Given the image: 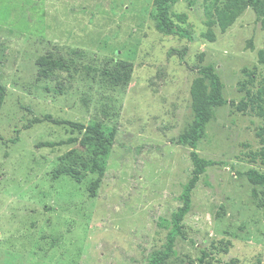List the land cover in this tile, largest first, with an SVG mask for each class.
Listing matches in <instances>:
<instances>
[{
  "label": "rangeland",
  "instance_id": "obj_1",
  "mask_svg": "<svg viewBox=\"0 0 264 264\" xmlns=\"http://www.w3.org/2000/svg\"><path fill=\"white\" fill-rule=\"evenodd\" d=\"M152 2L0 0V264H146L162 251L159 222L181 206L193 169L191 149L174 140L193 121L190 84L208 65L228 103L212 109L196 152L220 165L200 176L165 264H198L203 252V264H264V187L245 176L264 175V116L250 98L264 87V31L250 7L222 32L207 22L223 0H179L171 18L192 41L162 36ZM183 48V60L168 55ZM47 53L68 68L37 80L35 61ZM120 61L133 70L126 87L112 89L101 71ZM61 120L115 130L93 194V146H80L84 134ZM69 138L78 141L39 146ZM70 169L85 176L80 183Z\"/></svg>",
  "mask_w": 264,
  "mask_h": 264
},
{
  "label": "trees",
  "instance_id": "obj_2",
  "mask_svg": "<svg viewBox=\"0 0 264 264\" xmlns=\"http://www.w3.org/2000/svg\"><path fill=\"white\" fill-rule=\"evenodd\" d=\"M179 0H153L150 10V17L155 23V30L162 36H177L179 38H185L189 42L192 41L191 36L177 26L171 18L170 10ZM224 3L221 8H217L214 11L215 18L207 22L209 27L217 25L219 29L224 32L227 28L234 24L236 19L240 16L246 7H250L255 14L257 20L260 22V26L264 31V0H223ZM177 19L180 23H184V16L179 15ZM205 39L209 42L214 41V35L210 31L205 34ZM79 50L74 53H79ZM168 55H176L179 60H183L186 55V48L182 50L171 49L168 51ZM203 54L200 55V59ZM258 57L261 63H264V53L259 52ZM35 65L37 67L36 79H47L55 71L68 68L67 60L62 57H54L51 53L40 56L36 59ZM132 65L129 62L120 61L113 67H105L101 71V77L107 87L123 88L128 84L131 73ZM223 84L221 83L219 76L214 71L213 66L208 65L197 70V76L192 80L189 88L190 95V108L193 112V121L189 129L177 136L174 140L176 144L187 145L190 151V160L193 166L191 177L183 185L179 200L181 206L171 214L168 220L161 219L159 226L167 231L165 236V243L163 250L151 255L146 264H165V262L175 255L174 244L177 238L182 236V221L188 215L191 210V193L197 185L200 176L203 175L207 168L214 165H220L219 162L212 160H206L200 158L196 152L198 142L203 138L205 128L212 116V109L224 106L228 103L222 97ZM259 95H264V87L261 89ZM259 95L251 98L253 101H258L256 111L258 115L264 116V108L260 106L259 101L262 97ZM6 96V88L0 84V109L4 103ZM262 100V99H261ZM238 109L243 111L245 106L240 104ZM59 125H67L70 132L76 131L77 133H83L84 136L79 140L80 146L92 145L91 160L89 170L91 173H96L97 178L90 185V194L98 188L101 177L103 176L104 169L98 164V158L106 156L109 148L114 144L115 130H112L108 135L104 134L101 122H95L90 125H83L79 123H73L68 121H57ZM77 138H69L66 141H60L57 143L45 142L39 144L41 147H56L64 144L70 145L77 142ZM260 160L264 166V151L259 153ZM87 166V165H86ZM61 174L58 172L54 175V178ZM65 174L69 175L77 183H80L85 177L76 170H66ZM245 176L249 183L254 186L264 187V175L256 172L255 170H249L245 173ZM205 252L202 253V257L198 259V264H203L205 258H207ZM232 264V263H227ZM258 264V263H256Z\"/></svg>",
  "mask_w": 264,
  "mask_h": 264
}]
</instances>
